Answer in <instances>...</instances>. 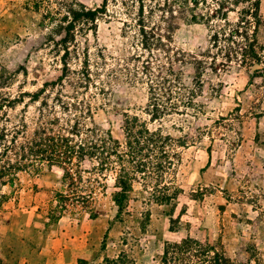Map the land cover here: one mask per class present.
<instances>
[{
	"label": "rangeland",
	"instance_id": "1",
	"mask_svg": "<svg viewBox=\"0 0 264 264\" xmlns=\"http://www.w3.org/2000/svg\"><path fill=\"white\" fill-rule=\"evenodd\" d=\"M179 1L0 0V154L10 141L54 131L76 113L69 104L77 101L93 108L86 123L119 142L124 119L136 116L149 130L185 144L173 147L174 165L160 181L131 183L119 216L114 173L101 175L93 161L71 167L78 182L42 162L7 168L0 157V264H162L163 248L187 238L200 245L199 259L210 256L200 264L220 262V255L224 264H264V83L237 63L220 67L209 41L212 30L235 23L255 0H197L190 10ZM256 1L255 38L264 46V0ZM215 2L221 5L216 13ZM73 3L103 11L92 29L73 33L74 48L68 45L79 58L87 51L90 67L97 63L100 84L93 79L88 89L77 87L72 75L59 79L61 7ZM189 15L206 19L192 23ZM139 22L161 37L151 66H170L194 92L189 105L152 123L144 85L124 77L137 65H125L131 55L149 59L139 47ZM67 62L77 69L71 56ZM90 188L88 198L73 194ZM197 257L173 264H195Z\"/></svg>",
	"mask_w": 264,
	"mask_h": 264
},
{
	"label": "trees",
	"instance_id": "2",
	"mask_svg": "<svg viewBox=\"0 0 264 264\" xmlns=\"http://www.w3.org/2000/svg\"><path fill=\"white\" fill-rule=\"evenodd\" d=\"M197 0H181L180 5L184 7L189 4L195 6ZM258 1L249 3L248 8L240 13L238 20L226 27V29L217 28L211 31L209 37L210 48L214 50V56L220 60V67L228 66L230 63H237L250 69L252 77H258L264 83V46L258 44L255 38V31L258 26ZM213 12L216 13L221 5L215 2ZM179 7V5H177ZM64 12L63 27L64 35L55 43L60 48L61 55L59 61L61 64L60 81L72 75L77 87L88 89L94 86L92 80L99 83L98 71L94 70L89 63L87 51H81V58L78 57L76 49H70L69 44L74 41L76 31L83 29H92L95 26L98 14L103 13L100 8L87 9L80 4L63 5ZM190 10L191 7L188 6ZM203 16V17H202ZM206 19L204 15H189L188 21L196 23V19ZM137 34L139 37V47L148 55V60L142 59L140 54L130 56L126 59L125 65L130 61L136 62L135 70L124 73L126 80L144 85L147 94V108L145 113L148 115L150 123L160 120L165 115L178 113V107H185L190 104L194 92L186 88L180 81L176 72L170 67H163L150 61L153 47L162 44L161 37L149 28L145 30V25L137 24ZM72 45V44H71ZM71 48H74L73 45ZM157 49V48H156ZM72 57L77 61V69H70L67 60ZM102 59V56L99 55ZM140 58V59H139ZM157 60V59H156ZM212 64L214 58L211 57ZM196 64L202 65L197 61ZM200 67H194V71L199 72ZM126 70V68H122ZM112 77L113 74H106ZM195 80V81H194ZM192 82L199 87L200 81L195 74ZM100 84V83H99ZM102 88V87H101ZM99 88L101 94L104 91ZM76 113L70 118L61 120L63 123L57 125L53 131L50 129H39L32 134V137L22 144H16L10 141V147H3L0 157L7 159L10 153L12 158L5 159L6 167L15 170L24 167L27 163L42 162L49 166L60 168L64 173V178L68 180L75 179L80 182L81 177L71 172V167L78 168L84 160L93 161L95 169L102 175L104 171L114 173V187L116 191L112 193V202L116 208V216H119L124 210V202L127 200V193L131 191V183L141 180L153 179L158 182L173 164V156L176 157L173 147L177 144L179 147H185L181 140H174L169 135H162L159 129L149 130L146 124L136 116L126 117L122 125L123 141L119 142L112 139L109 132L102 131L96 126L86 123V119L93 109L90 104L77 101L75 105L69 104ZM90 119V117H89ZM172 141V142H171ZM172 153V154H170ZM72 173V174H71ZM75 177V178H74ZM93 182L98 184L96 179ZM152 189H154L152 187ZM151 189V190H152ZM159 190L166 191L164 185ZM160 191H155L159 193ZM91 188L88 194L79 195L73 193L77 199L90 197ZM162 194V193H161ZM152 199H159L158 196L150 194ZM161 198V197H160ZM205 250V253L212 252ZM202 249L196 242L185 239L179 244L166 245L162 250L160 262L162 264H173L177 260H186L200 254ZM181 257L177 258L175 255ZM203 258H196L195 264L203 262L204 258L210 257L203 254ZM220 262L213 260V264H224V259L220 255ZM208 260H212L209 258ZM207 261V260H206Z\"/></svg>",
	"mask_w": 264,
	"mask_h": 264
}]
</instances>
